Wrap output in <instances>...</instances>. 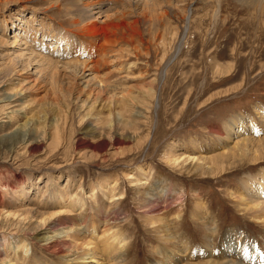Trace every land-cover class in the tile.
<instances>
[{
    "label": "rangeland",
    "instance_id": "obj_1",
    "mask_svg": "<svg viewBox=\"0 0 264 264\" xmlns=\"http://www.w3.org/2000/svg\"><path fill=\"white\" fill-rule=\"evenodd\" d=\"M57 2L0 0V264H69L80 241L61 237L65 244L51 247L35 230L43 215L55 213L60 227L77 228L82 220L85 226L97 224L99 252L108 235L117 234L127 255H114L107 264H159L160 252L173 246L158 222L163 212L178 237L174 248H184V242L191 247L170 264L208 261L207 237L212 255L219 256L227 232L248 242H240V248L256 264L264 228L239 208L237 196L248 175L258 177L264 168V154L254 162L228 159L227 173L211 176L174 159L185 154L212 158L226 151L221 141L230 119H252L261 129L264 121L256 109L264 108V27L257 28L252 16H229L225 3L223 14L212 16L214 3L208 7L201 0L174 2L169 15L160 18L124 10L116 26L94 39L113 44L101 55L89 46L93 38L76 35L72 17L63 3L56 9ZM190 9L193 16H186ZM32 32L37 33L36 55L28 49ZM56 35L64 38L62 45ZM15 38L27 46H15ZM42 52H53L62 65L46 66L38 56ZM90 57H104L97 72L77 65ZM97 79L107 85L100 87ZM113 96L122 103L111 104ZM255 135L261 138L264 132ZM152 184L155 190L148 193ZM154 194L160 201L150 198ZM110 195H122L117 207ZM7 212L16 214L8 223L1 219ZM201 212L215 221V234L205 229ZM20 219L28 220L26 225L9 227ZM105 229L111 230L103 234ZM240 248L230 253L242 260Z\"/></svg>",
    "mask_w": 264,
    "mask_h": 264
},
{
    "label": "bare ground",
    "instance_id": "obj_2",
    "mask_svg": "<svg viewBox=\"0 0 264 264\" xmlns=\"http://www.w3.org/2000/svg\"><path fill=\"white\" fill-rule=\"evenodd\" d=\"M185 1H187V0H126V1L125 0H58V2L56 3L55 6H56V9H59L62 7V3L64 4V6L66 7L65 12L68 14V16L72 17L71 23H72V26L75 27V30H77L76 35H79V36L86 38V39L90 37V38H93V40H94L97 37V35H101V33L107 32L106 30L109 31L112 27L116 26L115 25L116 21L119 20L117 18V16H126L124 10H127V11L132 10V12H134V14H137V15L141 14V16H157V18H160V16H168L169 15L168 12H169L170 8L172 7L171 5H173L174 2L184 3ZM201 1L204 2V5H206L208 7H211V4L214 3V7L210 8L211 12H212V16H217V17L221 16L222 5H223V3H225V4L229 5V16H248V18H249V16H252V18L257 20V26H258V27L256 26L257 28H263L264 27V0H201ZM177 5L179 6V4H177ZM116 6L117 7L121 6V8H123V11H119V12L115 11L114 8ZM51 7L53 8L54 6H51ZM177 8H175V9H177ZM139 10H141L140 14H138ZM186 16H193L192 9H190L186 13ZM103 18H105V20H103V22L100 26L99 22ZM187 21H190V19L187 18ZM120 22H121V20H120ZM119 24H121V23H118V25ZM121 25L123 26V23ZM186 31L187 30L184 31V34L186 33ZM32 34H33V32L29 36H31ZM31 37H32V39H31L32 44H31V47H29L28 49L32 51V54H35L34 53L35 51H33V49L35 47H37V45L35 44L37 41V33H34ZM56 37H57V39L55 41L58 44L62 45L65 42L63 37H60L57 35H56ZM182 38H183V36H182ZM46 39H48V38H46ZM103 42H104V44L100 45L99 44L100 41L94 40L93 43L90 42L89 46H90V48L91 47L97 48L98 50H96V49L95 50L98 51L99 54L102 53L101 55H103L104 53H106V47L108 45H110L112 47V45H113V44L111 45V40L109 41L106 38L103 39ZM14 43L13 44L15 46H18L19 44L21 45L23 43H25V45H26V42H21L20 38H15ZM81 44H86V43L83 40L81 42ZM28 46H30V45L28 44ZM45 46L47 47L48 44H45ZM42 47L43 46H41L40 48H42ZM111 47H109V48H111ZM179 48H178V51H179ZM55 49L56 48L54 47V49L52 51H54ZM69 52L70 51H68V53ZM43 53L44 52H42L41 54H38V56H40V57L42 56V62H45L47 64L46 66H49V67L54 69V67H57L58 65H62V64H60V63H62L61 61L59 62V61L54 59V56H52V55H54L53 52L50 54H46V55ZM90 53H91L90 55H92V54L94 55L95 52H93V50H91ZM22 56L23 55H20V56H18V58H20ZM103 59H104V57L99 58L97 60L96 59L92 60V57H90L89 62L87 61V63H86V61H84L81 64H78V62H77V65H81L85 69L87 67L91 66L90 67L91 69L90 68L89 69L97 72V70H98L97 67L100 64V61ZM65 61H66V59H65ZM40 64H41V62H40ZM64 64L66 65L67 63H63V65ZM68 64H70V63H68ZM50 71H51V69H50ZM55 71H53L54 74H55ZM50 78L54 82L59 81V79L54 77V76H52ZM97 81L101 87V85H102L101 83H103L104 80L101 81L100 79H97ZM103 85H104V83H103ZM106 85H104V87ZM104 87H102L103 91L105 89ZM98 91L99 90H97V92ZM100 91H102V90H100ZM98 95H100V94L98 93ZM125 97L126 96H123V99H125ZM102 99L104 101L107 98L105 99V96H104V98H102ZM119 102H121V100H119L118 98H114V96L112 97L111 104L114 103V105H115V104H119ZM94 103L95 102H93V104H92L93 106L95 105ZM92 105L89 108H91ZM121 111H122V108L118 112L120 113ZM256 113L264 121V108L259 107L258 109H256ZM110 116H111V114H110ZM109 123L110 122H108V124ZM261 123H262L261 129H259L258 126L255 125V121L252 119H250L249 121H245L243 119V117H237L234 119H230L228 122L225 123L224 129L226 131V135H224L223 140L221 141V144L226 145V146H224L226 151H224L223 153H219V155L213 156L212 158H204L202 156L197 157V156L186 155V154L185 155L183 154L184 156L182 155L183 157L180 158V157H177L178 156L177 155L176 157L174 156L175 157L174 163L176 165L178 164L180 166H182V165L186 166V164H193V165L195 164V165H197L196 166L197 169H199V170L204 169L205 170V173H204L205 176L206 175L211 176V175L217 174V173H220L221 175L226 174L227 173V171H226L227 170V167H226L227 162L226 161L228 159L231 162L236 161L238 158L244 159L246 157H248V158L251 157L253 162L260 160V158H259L260 154H264V136H262L261 138H258V137H255L256 136L255 133H257L260 130H262L264 132V122H261ZM251 127L254 130L251 129ZM250 129L253 130L255 133L254 132L252 133L251 131L249 132ZM91 132H93V131H91ZM47 135H45V136H47ZM92 135H94V134L92 133ZM217 136L219 137V135H217ZM13 139H14V137H13ZM37 143H39V141L35 142L34 145H36V147H38ZM103 143H104V141H103ZM105 144H106V142H105ZM13 145L15 146V141H12V143L10 144V147L12 148ZM42 146L43 145H41V147ZM28 147H30V146H28ZM36 147L34 146V148H36ZM39 147H40V145H39ZM170 163H171V161H170ZM230 165H231V163H230ZM235 165H236V163H235ZM195 168H193V169H195ZM185 169H187V168H185ZM196 171H198V170H196ZM131 178H133V176L129 177L128 179H131ZM135 182H136V185H142V186H144L146 184L149 185V183L147 181H143V180H136ZM154 186H155V184H152L147 188L150 190L148 193L155 190L153 188ZM242 186L244 189H242V191H240L239 195L237 196V202L239 203V208L244 213H246L247 215L250 216V218L253 220L254 224L261 225L262 228H264V168L261 169L258 177H255V176L253 177L251 175H248V179L246 181L242 182ZM113 193H114V191H112V194ZM109 197L114 199L113 201H117L116 203H114V202L112 203L115 205L113 207H117L118 204H120L119 201L123 199L122 195L120 197H118V199H115L116 198L115 195H110ZM153 197L155 200L160 201L159 197H157L156 194L150 196V198H152V199H153ZM152 205H156V204H152ZM152 207L153 206H151V208ZM148 208H146V209H148ZM160 210H162L161 207H160ZM201 213L202 214H200V215H202L201 217L204 220L203 225H204L205 229L209 233L215 234L217 232V229H215V227H214L215 221L207 213H204V212H201ZM58 215H59V213L51 214L49 216L43 215V217L41 218V220L39 222V226L35 230L38 231L37 236L40 237V239L42 241H45L48 244H50L51 247H52V245H55L56 243H58V245L60 243L65 244L66 241L61 240V242H60L61 237H65L66 239L70 240V242L73 241L75 243H78V241H80L79 244H75L76 245L75 256H73V259L68 261L69 264H107V262L110 261L109 259H111L113 257L116 258L115 257L116 255L121 256L123 259H125V256L127 255V252L125 250L126 244L125 243L120 244L121 242L118 241V238L116 237L117 234H114V232H112L110 235H108V237H107L108 239H107L105 245L103 246V249L99 252L100 248L97 247V243L95 242L96 232L99 231V227L97 226V224L91 223L90 225L85 226L87 224H85V220H82V224L77 227L79 229L82 227V229L85 230L84 232H81V231H77V228L73 227V226H64L63 225L64 227H60V225H57L54 217L58 216ZM12 217H16V214L11 215L10 213H8L7 216H5V217L2 215L1 219H3L4 221H6L8 223L9 219H12ZM176 217L179 218V216H176ZM158 219H159L158 222L164 228L163 232L166 233L167 240H169V242L172 243V245H173L169 249H163L160 252L161 257L159 256L160 257V261H159L160 263L159 264H166V263L170 264L171 261L177 260L179 258L178 255H180V253L182 255L188 254V251H190L191 247L189 246L190 245L189 243L184 242L183 243L184 248L178 247L177 249H175L174 246L180 245V244L178 243L179 242L178 237L176 236L174 228L171 227V222L169 221V216L166 214V212H163L160 214V218H158ZM26 221H28V220H25V219L21 220L20 219V221L15 223V220H13V222L11 220L9 227L15 225V227L19 229L22 224L26 223ZM107 222H109V220L104 222L105 225L107 224ZM111 229H113V228H111ZM111 229H108V231H106V229H105V231H103L102 233L106 234ZM44 231H46V232L43 233ZM48 232H50V233H48ZM50 234H52V236ZM240 242L243 245H248L247 244L248 242L241 239V237H239L238 233L234 234L232 232H229V233L227 232L221 238V245L223 246L222 253L216 257V256L212 255L213 254V247H214L212 240H210V238L207 237L203 242L204 243L203 246H204L205 252L208 253L209 256H211V257L210 258L208 257V261H206L202 264H252L251 262H249L248 259L246 260V255H245L246 248L241 249L240 248ZM263 242H264V239L261 240V244H260L261 247L264 246ZM14 243L18 244L20 242L15 239ZM167 244H168V242H167ZM236 247L240 248L241 249L240 251H244V255L242 256V260L239 259L238 255L236 253L233 254L234 253L233 251L236 250ZM258 250L260 253V257H261V255H264V248H258ZM230 252H233V253H230ZM191 255H186L187 256L186 258L192 259L191 257L193 255L192 256ZM260 257H259V259H257L256 264H264V260L261 259ZM245 260H246V263L244 262ZM6 264H10V263H8L6 261ZM28 264H30V263H28Z\"/></svg>",
    "mask_w": 264,
    "mask_h": 264
}]
</instances>
